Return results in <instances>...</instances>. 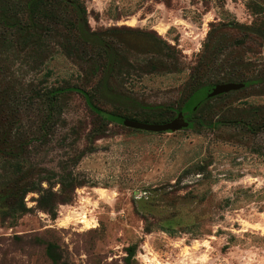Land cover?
Here are the masks:
<instances>
[{
	"label": "rangeland",
	"instance_id": "obj_1",
	"mask_svg": "<svg viewBox=\"0 0 264 264\" xmlns=\"http://www.w3.org/2000/svg\"><path fill=\"white\" fill-rule=\"evenodd\" d=\"M80 1L85 28L116 51L110 70L105 49L80 40L70 5L46 7L29 50L0 24V93L19 116L0 145L19 155L0 154V193L15 201L32 189L30 210L0 211V264H54L50 242L67 264H264V0ZM231 73L244 87L190 111L211 90L188 100L196 79ZM159 107L189 125L154 132L118 120ZM66 173L86 184L52 218L35 188L58 190Z\"/></svg>",
	"mask_w": 264,
	"mask_h": 264
},
{
	"label": "trees",
	"instance_id": "obj_2",
	"mask_svg": "<svg viewBox=\"0 0 264 264\" xmlns=\"http://www.w3.org/2000/svg\"><path fill=\"white\" fill-rule=\"evenodd\" d=\"M53 3H60V4H66L72 6L77 17L76 21H74L72 24L77 29L80 40L88 41L104 48L108 59L107 69L110 70V68H113L117 56L116 51L112 46L106 44V42L102 37L90 33L85 28V25L87 23L86 7L83 5V3L80 0H18L17 6H22V8L21 7L20 9L3 8L0 10V24H2L3 26L10 29L12 32L16 34L15 42L18 45L19 50H23V49L29 50L42 42L43 38L41 37L40 30L38 28L39 25L38 19L42 16L50 15V13H48V11L45 9L48 5ZM21 12H24L27 15L28 21L22 20L20 15ZM232 74L233 73H231L230 75L223 74L221 76H217L215 77L216 82L218 83L221 81H232L235 79L234 75ZM105 80L106 77H104L103 80L100 82L101 88L104 86L103 84ZM195 82L196 83L194 82L192 83L193 85L190 88L188 100H190L198 90L202 88H208V87L210 88L213 85V84L199 85L197 79ZM60 89L57 88V90H52L46 95V101H48V104L51 106V108H53V106L56 104V101L60 95L59 92ZM84 94L86 96L87 102L92 107L95 108L93 96L88 92H84ZM223 94H219L211 97L210 96L205 97L200 103L197 102L193 104L190 108V111L195 112V110L199 108L208 99L213 97L216 98ZM4 97L5 94L0 93V145L4 144V142L9 138L12 126H14L16 120H18L19 117L18 114L16 113V110L12 109L11 106H9L8 108L7 104H5L4 102ZM9 109L11 110L10 117L4 122L2 118L5 115L4 114L5 111ZM124 118L137 119L146 122L162 123L173 119L174 116L171 115L170 108L159 107V108H150V109L144 108L143 110L140 111V113H135V114H128V113L120 114L118 120L123 123ZM199 118L200 117L195 119L198 120ZM198 123L202 125V121L198 120ZM5 147L2 148L0 146L1 155H6L12 159H15L16 157L19 156L18 154L14 153L12 149L10 148L6 149ZM20 150H22V146H20L19 151ZM60 184L61 186L58 190H54L52 187L35 188V190L40 192V196L37 200V207L50 214L52 218H57L59 204L71 203L75 198L76 188L86 183L83 179H79L78 177H75L73 173H66L65 175L62 176ZM29 190L32 189H28L27 187H25L22 191L17 190L16 194L18 196L19 193H22L24 191V195H25L26 191ZM13 194L6 196V194L0 193V205H1L0 211L4 216L12 217L16 213L19 212L24 213L30 210V208H28L26 203L24 202L23 193L22 195H19L18 199L17 200L15 199V201L11 200ZM6 197L8 200L9 199L10 200L6 201ZM4 218L1 219L2 223H4ZM46 248H47L46 249L47 256L54 264H67V262L63 261V255L60 251V247L58 246V244L54 242H50ZM128 250L130 252L129 254L130 256L135 255L134 246L128 247Z\"/></svg>",
	"mask_w": 264,
	"mask_h": 264
},
{
	"label": "water",
	"instance_id": "obj_3",
	"mask_svg": "<svg viewBox=\"0 0 264 264\" xmlns=\"http://www.w3.org/2000/svg\"><path fill=\"white\" fill-rule=\"evenodd\" d=\"M244 85H245L244 82H233V81L225 82V83H216L211 86V90L208 95L210 97L216 96L225 92L240 89L244 87ZM123 124L135 129L161 132V131H173V130L183 129L189 125V121L186 120L184 112L179 111L176 117L162 123L146 122L137 119L124 118Z\"/></svg>",
	"mask_w": 264,
	"mask_h": 264
}]
</instances>
